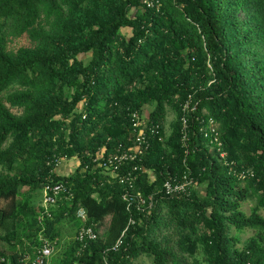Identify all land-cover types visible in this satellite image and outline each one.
<instances>
[{
    "label": "trees",
    "instance_id": "trees-1",
    "mask_svg": "<svg viewBox=\"0 0 264 264\" xmlns=\"http://www.w3.org/2000/svg\"><path fill=\"white\" fill-rule=\"evenodd\" d=\"M189 98L218 123L226 165L194 122L184 154ZM146 111L163 140L147 137L154 181L141 171L131 190L154 194L141 213L93 158L130 145L129 115ZM184 165L197 191L157 195ZM50 180L68 193L42 216ZM66 222L74 239L54 264H264V0H0V264L58 245ZM81 227L97 239L78 242Z\"/></svg>",
    "mask_w": 264,
    "mask_h": 264
},
{
    "label": "built area",
    "instance_id": "built-area-1",
    "mask_svg": "<svg viewBox=\"0 0 264 264\" xmlns=\"http://www.w3.org/2000/svg\"><path fill=\"white\" fill-rule=\"evenodd\" d=\"M153 2H148V7H153ZM182 115L180 116V144L184 149V154L187 155L190 150V133L192 123L198 124V132L204 139H207L212 149H215L220 159L226 165V153L222 151V143L219 139V125L211 117L204 118L202 115L196 114V106H192L189 98L181 107ZM145 114L133 112L129 115L130 131L129 140L130 145L117 144L110 154L104 157V151H100L93 158L95 168L101 169L102 173L108 175L112 179L124 186L122 200L127 203V209L134 207L138 212L144 213L154 205V194L144 197L140 192L132 193L134 184L137 180L138 173L141 171L149 175L150 181H154V174L151 171L145 170L140 163L150 148V142L147 137L151 136L159 142L163 140L159 135V126L151 125L145 128ZM64 160H59L56 163V170L59 169L60 164ZM245 173H240L238 177H243ZM197 191V185L190 176V169L184 165L183 170L179 173L167 172L158 194H162L166 198L182 199L189 198L192 193ZM68 193V188L65 182L48 181L42 188V208L41 215H49L50 207H53L57 200ZM77 218L85 221L86 214L83 209L79 208L76 213ZM133 223L132 220L129 224ZM99 232L93 230L92 227H81L76 233V240L80 243L86 241H93L97 239ZM116 241L111 251H116L122 244V236ZM54 253V246L44 243L40 249L37 250L34 259L30 260L28 257L22 259L20 264H49L50 258Z\"/></svg>",
    "mask_w": 264,
    "mask_h": 264
},
{
    "label": "rangeland",
    "instance_id": "rangeland-1",
    "mask_svg": "<svg viewBox=\"0 0 264 264\" xmlns=\"http://www.w3.org/2000/svg\"><path fill=\"white\" fill-rule=\"evenodd\" d=\"M21 45H23V42L19 41L17 43V46H21ZM80 57L86 59V57H84V56H80ZM147 110H149L148 106H147ZM145 114L147 115L148 111ZM172 119H173V115L171 113H169L167 118H166V122H165L166 133L169 132V123L172 121ZM76 163L77 162L75 160L62 161L59 168H61L63 173H65L66 175H69L70 173H72L76 169V165H77ZM253 205H254L253 201H247V202L242 203L241 209L244 212L249 213V211ZM104 228L105 227L101 228V231H103ZM62 229H63L62 230L63 231V233H62L63 238H61V240L63 239L64 243H63V246H61V250H63L64 246L67 245V243H69L71 241V239H74V235H75L74 229L72 228L71 225L67 224V222L63 226ZM250 235H251V232L247 231L246 233L241 234L240 237L242 240H245ZM56 247L58 248L57 245H56ZM133 264H150V260L147 257L142 256V257H139L137 260H135L133 262Z\"/></svg>",
    "mask_w": 264,
    "mask_h": 264
},
{
    "label": "crops",
    "instance_id": "crops-1",
    "mask_svg": "<svg viewBox=\"0 0 264 264\" xmlns=\"http://www.w3.org/2000/svg\"><path fill=\"white\" fill-rule=\"evenodd\" d=\"M145 113H147V111ZM63 243H64V240L62 239L59 241V244L57 245L58 248L56 247V245L54 246V253H53L52 257L50 258L49 264H54L55 259L59 258V256L61 255V252H62L61 246H63Z\"/></svg>",
    "mask_w": 264,
    "mask_h": 264
}]
</instances>
